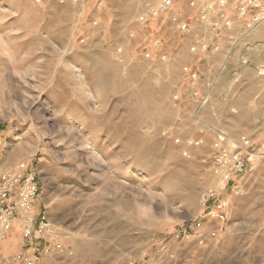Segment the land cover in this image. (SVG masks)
<instances>
[{"label": "rangeland", "instance_id": "rangeland-1", "mask_svg": "<svg viewBox=\"0 0 264 264\" xmlns=\"http://www.w3.org/2000/svg\"><path fill=\"white\" fill-rule=\"evenodd\" d=\"M75 1L0 0V167L31 165L60 239L95 264H264V21L203 34L187 0L145 26L154 0ZM218 134L252 159L207 222ZM174 138L203 143L187 158Z\"/></svg>", "mask_w": 264, "mask_h": 264}, {"label": "built area", "instance_id": "built-area-1", "mask_svg": "<svg viewBox=\"0 0 264 264\" xmlns=\"http://www.w3.org/2000/svg\"><path fill=\"white\" fill-rule=\"evenodd\" d=\"M183 0H154L138 18L142 26L150 22H161L165 16L177 12V6ZM76 3L75 0H70ZM187 8L194 15L195 21L199 23V28L203 34H218L229 29L234 19L258 24L264 20V0H187ZM196 27L193 20L185 19L179 25V31L184 34L194 32ZM213 39L206 41L205 37L197 39L191 47L192 53L198 50L206 51ZM184 73L192 82L199 80V72L184 68ZM176 145L183 150L184 157H190L189 150L202 145L201 139H187L181 141L174 138ZM5 140L0 133V148L4 147ZM252 144L246 137L237 139L228 138L223 134H218L212 143V174L216 179V184L208 188L201 198L202 221L225 222L229 214V203L226 199L217 196L218 193L227 192L231 184L243 176L251 164ZM40 194V186L31 171V165L25 162L18 163L15 167L0 173V238L11 231L14 223H18L21 228L24 240H30L33 236V226L35 224L32 217V206ZM215 196H217L215 198ZM214 201L210 205V203ZM202 221L195 224L197 232L201 230ZM37 233L41 236L51 237L53 232L50 224L45 218L37 226ZM209 237V236H208ZM216 240L215 232L210 234ZM199 243L207 240L204 234H197ZM55 249L62 250L61 245ZM164 249V247H163ZM50 246L45 253H51ZM37 257L30 258L26 254L16 255L12 258L2 260L4 263L13 264H37Z\"/></svg>", "mask_w": 264, "mask_h": 264}, {"label": "crops", "instance_id": "crops-1", "mask_svg": "<svg viewBox=\"0 0 264 264\" xmlns=\"http://www.w3.org/2000/svg\"><path fill=\"white\" fill-rule=\"evenodd\" d=\"M11 169L9 167L1 166L0 173ZM32 217L34 219L33 236L30 240H24L21 233V228L18 223H14L11 231L5 236L4 239L0 238V263L1 264H13L4 263L2 260L12 258L16 255L26 254L30 258L37 257V264H95V255L93 252L90 254H84V251L89 250L90 247H81L78 241H72L64 238L60 239L59 233H57L58 222L50 217L46 210V205L42 200V192L38 198L34 201L32 206ZM45 218L50 224L53 236L46 237L37 233V226ZM86 241L84 242V244ZM63 245L62 250L55 249V246ZM50 246L52 252L45 253V250ZM128 264H133L128 263Z\"/></svg>", "mask_w": 264, "mask_h": 264}, {"label": "bare ground", "instance_id": "bare-ground-1", "mask_svg": "<svg viewBox=\"0 0 264 264\" xmlns=\"http://www.w3.org/2000/svg\"><path fill=\"white\" fill-rule=\"evenodd\" d=\"M264 21V20H263ZM262 21V22H263ZM261 23V22H260ZM260 23H258V24H260ZM258 24H254V26L252 27V30L256 27V25H258Z\"/></svg>", "mask_w": 264, "mask_h": 264}]
</instances>
